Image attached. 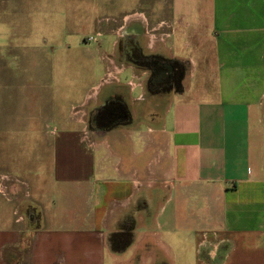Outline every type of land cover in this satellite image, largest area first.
<instances>
[{"label": "crops", "instance_id": "1", "mask_svg": "<svg viewBox=\"0 0 264 264\" xmlns=\"http://www.w3.org/2000/svg\"><path fill=\"white\" fill-rule=\"evenodd\" d=\"M147 1L0 0V264H264V0ZM129 27L179 82L147 91ZM105 35L61 101V42Z\"/></svg>", "mask_w": 264, "mask_h": 264}, {"label": "rangeland", "instance_id": "2", "mask_svg": "<svg viewBox=\"0 0 264 264\" xmlns=\"http://www.w3.org/2000/svg\"><path fill=\"white\" fill-rule=\"evenodd\" d=\"M147 3H148L147 0H140V5L138 6L139 8L136 7V9L145 10L147 8ZM127 11H132V10H127ZM132 31L133 30L131 29V27H129L126 31H123L124 33H126L124 39H120L118 37L116 38V40L118 41L117 43H119L120 47L126 51L132 48H133L132 50H135V47L133 45L134 40L132 39L133 38ZM79 34L85 35V32ZM92 40L95 41L93 42ZM88 42L90 43L84 44L82 40L74 41V42H66L69 45V49L66 50L64 46L65 42H61L60 72L58 74H55L56 81L59 82V86H60L61 101L67 98L69 96V93L71 95V98L77 97L81 88L98 82L100 76L103 73V67L99 59V54H100L99 51H104V50L106 51L109 49L110 44L112 42V37H109L107 35H105L104 37L100 36L98 37L97 40L92 38L89 39ZM66 52H68L67 55H62ZM118 60L119 58H117V61ZM138 70H139L137 72L138 79L140 81L142 80L145 81V83L147 82L149 83L150 73L148 72V70L144 68H139ZM129 72L130 71L124 72L119 76V81L121 83H124L131 79L130 77L131 74ZM134 81H137V79H134ZM95 112L97 113V110H95ZM22 240L23 241L21 242V246H20V254H18L19 260H21V257L26 251L27 237H23ZM12 264H20V263H16V261H12Z\"/></svg>", "mask_w": 264, "mask_h": 264}, {"label": "flooded vegetation", "instance_id": "3", "mask_svg": "<svg viewBox=\"0 0 264 264\" xmlns=\"http://www.w3.org/2000/svg\"><path fill=\"white\" fill-rule=\"evenodd\" d=\"M130 51L133 52V57L128 58L133 60L134 64H136L138 68H144L150 73L149 83L147 82L148 84L160 88H166L167 86H171L179 82L181 76L180 73H182L181 67L160 58L158 60L145 55L142 56L138 48H135V50L130 49ZM155 61L158 62L156 63V68L154 69L152 64H154Z\"/></svg>", "mask_w": 264, "mask_h": 264}, {"label": "trees", "instance_id": "4", "mask_svg": "<svg viewBox=\"0 0 264 264\" xmlns=\"http://www.w3.org/2000/svg\"><path fill=\"white\" fill-rule=\"evenodd\" d=\"M159 60V58H156ZM161 59V58H160ZM181 75V73H180ZM147 91H156V90H164V88H160V87H157V86H153V85H150L147 83ZM125 113V112H124ZM96 122H102L103 118L99 121V117L97 116V118H95ZM122 122H113V123H110L111 127L112 126H117L119 124H121ZM24 219H25V222L27 223V226L29 228H33L37 225L38 221H39V214L37 213V211L35 210V208H32L31 206H29L28 208L25 209L24 211ZM24 237V236H23ZM23 239V238H22ZM23 240H21L22 242ZM20 246L21 244L15 249V252L14 251H10V250H6L4 252V260H5V263L6 264H12V261H16V263H20V264H24L23 262V259L25 257V255L27 254L28 252V238H27V245H26V251L24 252L23 256L21 257V260H19V255L20 254ZM17 259V260H15Z\"/></svg>", "mask_w": 264, "mask_h": 264}, {"label": "built area", "instance_id": "5", "mask_svg": "<svg viewBox=\"0 0 264 264\" xmlns=\"http://www.w3.org/2000/svg\"><path fill=\"white\" fill-rule=\"evenodd\" d=\"M89 39H92V37H89L88 40H89Z\"/></svg>", "mask_w": 264, "mask_h": 264}]
</instances>
